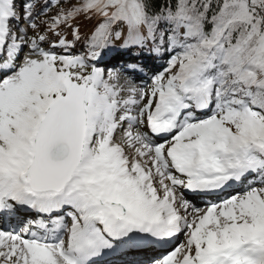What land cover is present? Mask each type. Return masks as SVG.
<instances>
[{
  "label": "snow or ice",
  "instance_id": "snow-or-ice-1",
  "mask_svg": "<svg viewBox=\"0 0 264 264\" xmlns=\"http://www.w3.org/2000/svg\"><path fill=\"white\" fill-rule=\"evenodd\" d=\"M0 264H264V0H0Z\"/></svg>",
  "mask_w": 264,
  "mask_h": 264
},
{
  "label": "rangeland",
  "instance_id": "rangeland-1",
  "mask_svg": "<svg viewBox=\"0 0 264 264\" xmlns=\"http://www.w3.org/2000/svg\"><path fill=\"white\" fill-rule=\"evenodd\" d=\"M197 203H199V201H196Z\"/></svg>",
  "mask_w": 264,
  "mask_h": 264
}]
</instances>
